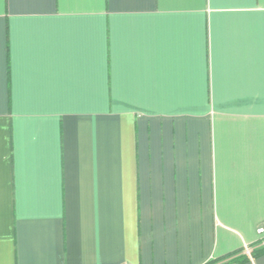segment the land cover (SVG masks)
Instances as JSON below:
<instances>
[{
    "label": "crops",
    "instance_id": "0c3cea01",
    "mask_svg": "<svg viewBox=\"0 0 264 264\" xmlns=\"http://www.w3.org/2000/svg\"><path fill=\"white\" fill-rule=\"evenodd\" d=\"M231 255L264 264V0H0V264Z\"/></svg>",
    "mask_w": 264,
    "mask_h": 264
},
{
    "label": "trees",
    "instance_id": "16d2710c",
    "mask_svg": "<svg viewBox=\"0 0 264 264\" xmlns=\"http://www.w3.org/2000/svg\"><path fill=\"white\" fill-rule=\"evenodd\" d=\"M232 258H229L227 261L221 263V264H243L246 261V258L242 255H234Z\"/></svg>",
    "mask_w": 264,
    "mask_h": 264
},
{
    "label": "built area",
    "instance_id": "2783aa9c",
    "mask_svg": "<svg viewBox=\"0 0 264 264\" xmlns=\"http://www.w3.org/2000/svg\"><path fill=\"white\" fill-rule=\"evenodd\" d=\"M251 250H252V249H251L250 247H247V246L244 247V253H245L246 255H248L250 258H251V255H250Z\"/></svg>",
    "mask_w": 264,
    "mask_h": 264
}]
</instances>
